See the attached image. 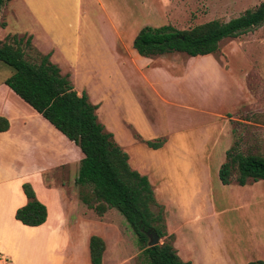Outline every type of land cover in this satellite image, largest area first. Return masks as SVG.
Here are the masks:
<instances>
[{
	"label": "rangeland",
	"instance_id": "1",
	"mask_svg": "<svg viewBox=\"0 0 264 264\" xmlns=\"http://www.w3.org/2000/svg\"><path fill=\"white\" fill-rule=\"evenodd\" d=\"M152 1L149 5L155 14L144 15L141 9L130 14L126 37L132 39L143 25L170 23L187 29L211 19L226 21L262 0ZM91 9L94 24L108 26ZM99 32L104 39L111 37L107 29ZM22 47L25 59H36L35 51ZM160 58L156 69L143 70L157 94L134 69L126 79L114 78L112 70L111 79L108 72H93L85 77L76 73L72 81L77 90H85L89 102L99 103L97 121L126 153L130 168L147 177L162 209L165 236L160 243L171 241L178 257L190 264H245L262 259L264 180L240 186L234 181L233 167L230 182L223 185L217 170L227 149L233 148L232 154L264 155V23L222 39L212 54L190 57L172 52ZM11 72L0 62V79ZM11 96L8 101L14 100ZM147 140L161 144L153 148ZM57 175L53 174V183L64 181ZM62 188L60 197L67 195L66 187ZM52 190L49 206L54 210L57 200ZM96 217L84 215L83 224L70 226L72 242L80 246L86 234L97 235L106 245L102 264H138L140 249L123 217L113 208ZM38 251L36 244L34 264L43 261Z\"/></svg>",
	"mask_w": 264,
	"mask_h": 264
},
{
	"label": "crops",
	"instance_id": "2",
	"mask_svg": "<svg viewBox=\"0 0 264 264\" xmlns=\"http://www.w3.org/2000/svg\"><path fill=\"white\" fill-rule=\"evenodd\" d=\"M149 4H153V1L5 0L0 7V41L7 35L29 37L31 49L42 55L48 54L49 61L57 65L60 73L67 74L77 94L82 91L77 90L73 84L72 78L76 73L85 77L93 72L96 75L108 72L111 79L110 71L113 70L114 78L118 75L126 79L132 74V69L157 94L155 85L143 70L147 66L156 69L157 61L163 58H160L161 55H139L142 59L136 58L137 55L131 50L133 38L131 35L126 37V21L134 10L141 9L144 15L155 14L152 10L154 6ZM93 7L96 11L93 15L96 18L102 15L108 26L94 24L90 13ZM99 29L109 30L111 37L102 38ZM136 60L143 63L136 65ZM153 72L156 71L149 70L148 73ZM5 78L0 79V116L8 121V128L0 132V264H34L31 258L33 251L36 252V244L43 258L38 264H78L79 261L81 264H90V234L85 235L84 244L77 246L72 242L70 231L71 225L75 224L77 228L83 224L84 215L96 217L91 209L80 202L74 185L82 153L73 142L18 98L3 83ZM4 87L28 108L21 106ZM10 96L14 100L8 101ZM92 104H96L97 108L99 106V103ZM248 105H251L248 108H254L252 104ZM55 172L64 181L53 183L51 178ZM23 182L30 184L36 199L46 209L45 221L37 226L23 225L13 217L15 209L26 202L21 191ZM249 183L254 181H247L244 185ZM63 186L66 187V197L58 196L63 192ZM52 187L55 188L52 191L57 200L54 210L49 206ZM100 238L104 243L101 255L103 260L106 245L103 237ZM54 241L61 242L57 244Z\"/></svg>",
	"mask_w": 264,
	"mask_h": 264
},
{
	"label": "trees",
	"instance_id": "3",
	"mask_svg": "<svg viewBox=\"0 0 264 264\" xmlns=\"http://www.w3.org/2000/svg\"><path fill=\"white\" fill-rule=\"evenodd\" d=\"M4 1L0 0V7ZM262 23L264 0L226 21L211 19L182 30L169 24L145 25L134 35L131 47L145 57L172 52L190 57L207 55L217 50L222 39L237 37ZM29 39L7 35L0 41V62L12 70L3 83L82 153L74 178L80 202L97 217L111 208L123 217L140 249L138 264H189L178 257L171 241L147 246V231H154L159 238L165 236L162 209L154 200L147 177L130 168L126 153L97 121V105L90 103L83 91L76 93L67 74L60 73L57 65L49 61L48 54L35 52L36 59L24 58L22 46L32 50ZM7 128V119L0 116V132ZM145 142L153 148L161 144ZM232 150L225 151L226 159L217 170L221 184L230 182L233 167L236 171L234 181L238 185L264 179V156L239 151L232 154ZM21 191L26 202L15 209L14 219L27 226L43 223L46 209L36 199L30 184L23 182ZM153 206L157 207L156 211L152 210ZM168 237L172 239L171 235ZM103 249V240L90 235V264H101ZM245 264H264V260Z\"/></svg>",
	"mask_w": 264,
	"mask_h": 264
},
{
	"label": "water",
	"instance_id": "4",
	"mask_svg": "<svg viewBox=\"0 0 264 264\" xmlns=\"http://www.w3.org/2000/svg\"><path fill=\"white\" fill-rule=\"evenodd\" d=\"M148 241H147V246H154V245H159V237L156 235L154 231H147L146 232Z\"/></svg>",
	"mask_w": 264,
	"mask_h": 264
}]
</instances>
